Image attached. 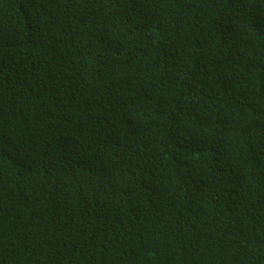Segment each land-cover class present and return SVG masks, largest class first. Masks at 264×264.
<instances>
[{
    "label": "trees",
    "instance_id": "trees-1",
    "mask_svg": "<svg viewBox=\"0 0 264 264\" xmlns=\"http://www.w3.org/2000/svg\"><path fill=\"white\" fill-rule=\"evenodd\" d=\"M0 264H264V0H0Z\"/></svg>",
    "mask_w": 264,
    "mask_h": 264
}]
</instances>
